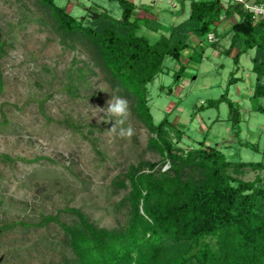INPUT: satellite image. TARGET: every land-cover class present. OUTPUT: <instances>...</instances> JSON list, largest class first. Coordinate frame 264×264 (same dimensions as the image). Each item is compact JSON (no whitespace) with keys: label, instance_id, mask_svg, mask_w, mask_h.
<instances>
[{"label":"rangeland","instance_id":"374dc122","mask_svg":"<svg viewBox=\"0 0 264 264\" xmlns=\"http://www.w3.org/2000/svg\"><path fill=\"white\" fill-rule=\"evenodd\" d=\"M130 1L138 6L137 15L169 27L188 17L192 0ZM221 1L224 7L235 2ZM55 2L83 20L104 10L115 18L122 13L116 0ZM141 6L151 11L146 14ZM237 21L236 15L223 19L218 23L220 37L210 34L208 42L193 43L198 52H204L200 63L191 61L187 50L180 62L167 59L163 73L148 86L149 105L156 124L168 117L172 140L183 151L196 149L205 140L228 160L264 164V114L253 112L250 103L257 83L252 72L254 50L241 55L237 72L233 61L237 51L225 54L231 25ZM141 32L151 42L165 34L144 27ZM0 38L4 42L0 51V154L12 159L0 157V257L2 264H64L62 250L48 245L52 238L62 240V232L57 224L40 226L43 218L59 214L67 219L62 209L81 207L101 227L117 228L123 218H116L112 211L120 198L112 182L128 165L158 161L160 156L147 147L152 135L136 114L135 104L113 92L81 43L62 38L35 0H0ZM80 70L84 74L78 80ZM232 73L237 82L228 88V98L241 107L240 141L234 136L227 104L206 107L227 90ZM260 82L264 84V77ZM74 84L77 91L66 88ZM114 98L127 102L123 123L106 113ZM260 104L264 106V97ZM100 108L105 112H99ZM66 119L77 129L64 124ZM113 126L115 132L110 130ZM128 128L131 135L126 131L120 135L121 129ZM233 176L264 183V169L247 168ZM207 243L214 245V240Z\"/></svg>","mask_w":264,"mask_h":264},{"label":"trees","instance_id":"16d2710c","mask_svg":"<svg viewBox=\"0 0 264 264\" xmlns=\"http://www.w3.org/2000/svg\"><path fill=\"white\" fill-rule=\"evenodd\" d=\"M116 1L122 10L120 18L104 10L97 18L92 13L83 20L58 7L55 0H35L62 38L81 43L113 92L135 104L136 114L152 135L147 147L160 160L130 164L112 182L114 194L120 197L112 211L116 218H123L117 228L101 227L81 207L62 209L67 219L59 214L45 216L40 226L57 224L62 232V240L52 238L49 248L62 250L64 264H264V183L233 176L247 168L264 169V164L228 160L205 140L200 147L183 151L172 140L168 117L154 122L148 98V86L163 73L167 59L180 62L187 50L189 59L200 63L204 52H198L193 43L208 42L210 34L220 37L218 23L236 15L225 54L237 51L233 58L237 72L241 55L254 50L252 72L257 83L250 97L251 110L264 114L260 104L264 97L260 82L264 77V19L255 20L242 3L224 7L221 0H192L188 17L167 27L137 15L139 8L132 1ZM245 2L264 4V0ZM140 9L146 14L151 11L147 6ZM143 27L165 34L151 42L141 32ZM3 46L0 40V51ZM184 68L181 65L180 71ZM83 74L80 70L78 80ZM236 82L232 73L227 90L206 107L226 103L234 136L240 141L241 107L228 98V88ZM66 88L77 91V84ZM64 124L77 129L71 120ZM0 157L12 161L5 154ZM209 239L214 245L207 243Z\"/></svg>","mask_w":264,"mask_h":264},{"label":"clouds","instance_id":"9594fccd","mask_svg":"<svg viewBox=\"0 0 264 264\" xmlns=\"http://www.w3.org/2000/svg\"><path fill=\"white\" fill-rule=\"evenodd\" d=\"M99 112H105V109L100 108ZM106 113L109 116L120 118L117 122L123 123V120L127 117V102L121 98H114L108 102V107L106 108ZM96 114L94 113L93 116ZM112 132H115V126L110 129ZM125 131L128 135L132 134V129H121L120 135H124Z\"/></svg>","mask_w":264,"mask_h":264},{"label":"built area","instance_id":"2783aa9c","mask_svg":"<svg viewBox=\"0 0 264 264\" xmlns=\"http://www.w3.org/2000/svg\"><path fill=\"white\" fill-rule=\"evenodd\" d=\"M235 2L242 3L244 8L249 11L255 20L264 19V4L257 5L245 2V0H234Z\"/></svg>","mask_w":264,"mask_h":264},{"label":"water","instance_id":"95a60500","mask_svg":"<svg viewBox=\"0 0 264 264\" xmlns=\"http://www.w3.org/2000/svg\"><path fill=\"white\" fill-rule=\"evenodd\" d=\"M94 17L97 18L98 15L97 14H94ZM2 261H3V258L0 257V264H2Z\"/></svg>","mask_w":264,"mask_h":264}]
</instances>
